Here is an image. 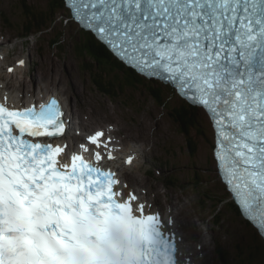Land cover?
<instances>
[{
  "label": "rangeland",
  "instance_id": "1",
  "mask_svg": "<svg viewBox=\"0 0 264 264\" xmlns=\"http://www.w3.org/2000/svg\"><path fill=\"white\" fill-rule=\"evenodd\" d=\"M48 2L0 0V77L3 87L21 103L41 99L44 94L62 96L73 121L68 137L76 143L82 141V133L103 129L113 138L118 153L131 146L141 148L142 159L132 162V167L128 166L124 181L148 201L151 209L176 217L174 227L183 240H188L187 244L191 243L187 246L192 256L187 259L189 264H223L214 241L228 251H237L238 245L250 237L243 222L231 214L223 212L220 225L214 226L208 212L210 203H204L188 183V178L196 172L211 181V188H221L212 157L213 134L207 115L199 110L201 127L197 132H191L193 145L190 146L180 132L179 124L173 120L176 113L162 109L147 90L130 88L124 93L131 100L133 109H126L119 101H111L100 94L93 86L95 73L91 75L84 69L89 63L78 60L73 51L77 24L68 18L67 10L63 12L66 23L62 24L59 19L55 22L57 28H65L64 45L49 46L47 41L51 34H46L45 38L32 36L28 43L22 40L17 26L25 25L23 18L28 4L43 7ZM23 59L25 65L20 66ZM8 67L13 70L8 71ZM92 68L96 70L94 65ZM172 101L178 102L177 99ZM174 176L181 185L164 186V180Z\"/></svg>",
  "mask_w": 264,
  "mask_h": 264
},
{
  "label": "trees",
  "instance_id": "2",
  "mask_svg": "<svg viewBox=\"0 0 264 264\" xmlns=\"http://www.w3.org/2000/svg\"><path fill=\"white\" fill-rule=\"evenodd\" d=\"M27 9L23 18L24 20L26 19L24 21L25 25L17 26L22 40L28 43L32 36L41 35L42 38H45L46 34H51V38L47 41L49 46L61 47V45H64L65 28L63 26L59 28L55 26V22L58 19L62 24L66 23L67 20H63V12L65 10L68 11V18L72 20L69 17V10L64 0H49L48 4L43 7H37L31 3L28 4ZM74 30L76 31L75 34H77L73 41L75 42L73 43V51L76 52L78 60L81 59L89 63L84 69L91 75L92 72L95 73V76H92L93 86L100 94L108 97L111 101H119L126 109H133L131 100L124 93L130 90V88L147 90L155 103L162 109L171 112V114L172 112L176 113L175 115L173 114V120L179 124L180 132L185 135L189 145H193L191 132H197L198 128L201 127L198 119V116L201 115L199 111L201 108L191 105L182 99L173 88L164 85L158 80L147 78L133 68L126 66L91 32L79 27L74 28ZM92 65L95 66L96 70L92 68ZM174 99H177L178 102L173 103L172 100ZM202 111L204 112V110ZM208 122L212 131L209 118ZM213 162L215 166L214 159ZM190 178L192 179L191 181ZM188 179V183L192 185V189L196 195L202 197L204 203H210L209 207L211 208H208V212L214 226L218 227L220 225L223 220L221 214L224 212L227 215L236 216L243 222L249 233L250 238L246 239L245 242H241L242 244L238 245L237 251H228L214 241L215 249L221 256L222 263L264 264V242L261 236L251 223L242 218L238 207L230 198L219 177L218 180L221 188H211V181L203 176H199L196 172ZM163 184L166 187L181 185L179 179L175 176L167 178Z\"/></svg>",
  "mask_w": 264,
  "mask_h": 264
},
{
  "label": "water",
  "instance_id": "3",
  "mask_svg": "<svg viewBox=\"0 0 264 264\" xmlns=\"http://www.w3.org/2000/svg\"><path fill=\"white\" fill-rule=\"evenodd\" d=\"M112 1H115V0H112ZM211 1H212L213 5L215 7L220 5V3H214V2H216L218 0H211ZM247 1H254V0H247ZM67 2H69V0H67ZM161 2H162V5L165 6V8H164V10H160V11H156V12L159 13V14H166V13L169 12V14H170L171 9L167 7V1H161ZM65 3H66V1H65ZM114 3L117 4V2H114ZM133 5H134L133 3L129 4L130 7H132ZM245 5L252 7L251 5H248L247 3ZM119 6H120L119 11H120V14H121L120 15L121 16L120 17V22H121L122 25H124L125 17L129 13H132V11L130 10L129 6H127V5L119 4ZM226 6L227 7L231 6L230 5V0H227ZM126 10H128L130 12L127 14ZM193 15H194V13H193ZM197 15L201 16L200 13L197 14ZM260 15L264 16V8H261L258 12H254V14H252V12L250 10L248 12H242V8H241V13L240 14L237 11L233 10V13H227V14H225L223 16V17L229 18L230 22H227L225 18H220L218 20H214L213 23H212L213 24V29L217 30L216 33L218 31L220 32V30H223L224 32H227L228 29H231L233 31V35H232L233 38H237L236 41L242 42L243 40H248L251 35H254L255 36V41H257L258 40L257 36L260 35L261 31L264 32V27L257 26L254 29V31L252 30V32H250L249 29H252V26H251V24L249 22V18L251 19V22L255 23L253 20L259 19V18H255V17H259ZM153 16L156 17L157 14H154ZM112 17L117 18L113 14H112ZM85 18L87 19L86 16H85ZM114 18H112V20ZM233 19H235V20L232 23L231 21ZM148 21H149V18H148ZM239 21L242 22L241 27H239V25H240L238 23ZM92 22H93V19H92ZM206 22H209V20H206ZM115 24L119 27V20H117V22ZM226 37H231V36L226 34ZM181 39H182V42H183L182 44H184L186 42L185 41V33L181 34ZM169 42L170 41H168L164 37L160 36L159 33H158V35H152L149 32V30H148V23L145 22V28L143 30H140V32L138 34H136V36L133 39V44H134L133 48L142 49L143 47H145L146 44H149V45H152V46H155V47H159V46H162V44H164V45L170 44ZM207 42L212 44L210 41H207ZM189 43H193V42H189ZM225 43L227 45V46H223V48L227 47L225 49V51L229 52V53L232 51L233 54H234V57H238L239 56L240 60H242L244 62L243 63V62L240 61V63H239V65H240V67L242 69L248 68L250 71H254L256 73L258 72V69L256 67H254V69H250L251 65H253L255 63L254 59L257 60V58H258L257 55H255V53L251 54V52H249L247 48H244V45H238L237 43L234 45L232 39H227ZM184 46L188 47L187 44L184 45ZM213 46H214L215 50L218 51V52H219V50H222L221 47H217L215 45H213ZM250 46L255 51L256 44H254V42H253V44L251 43ZM258 48H259V50L261 52H263V56H264V44L259 45ZM160 52L161 51L157 49V51L155 53L156 57L159 55ZM204 53H207L206 54L207 56H211L212 57L211 54L214 53V50H205ZM215 56H216V58H218L220 60H223L225 63H228V64L232 65V63H231L232 60L227 55H221L219 53H216ZM257 61L260 62V60H257ZM226 65L227 64H225V66ZM227 66H229V65H227ZM221 68H222V72L225 74V67L222 65ZM233 68H235V66L232 65V67L229 69V71H232ZM221 75L222 74H220V76Z\"/></svg>",
  "mask_w": 264,
  "mask_h": 264
},
{
  "label": "bare ground",
  "instance_id": "4",
  "mask_svg": "<svg viewBox=\"0 0 264 264\" xmlns=\"http://www.w3.org/2000/svg\"><path fill=\"white\" fill-rule=\"evenodd\" d=\"M69 9H70V7H68ZM72 18V17H71ZM25 65V60L23 59V60H21V64H20V66H24ZM17 67V66H16ZM0 69H2L1 67H0ZM17 69H20V67H17ZM1 72V71H0ZM1 80H2V78L0 77V93H1V96L2 97H8V99H9V102H10V106L11 107H16V106H20V107H23V106H25V105H29V104H31L33 101H27L25 104H22V103H20V102H18V101H16L15 100V97L12 95V93H9L4 87H3V84H2V82H1ZM21 83H23V80L21 81ZM42 93V92H41ZM57 94V93H56ZM50 95H52V94H44V95H42V98H41V100L43 101V100H46L47 98H49L50 97ZM59 95V94H58ZM60 96V95H59ZM61 97V96H60ZM62 98V97H61ZM63 104L65 105V107H66V103H65V101L63 100ZM67 117H68V127H67V131H65V133H69L70 132V125L72 124V122L70 121V116L67 114ZM83 127H85V125L83 124ZM68 139H69V137H68ZM56 143H60V144H62L63 145V147L66 145L68 148H70V149H76V148H80L77 144L75 145V143H72L71 144V142L69 141H67V137H66V135L64 134V137L62 138V139H57L56 140ZM83 144V143H82ZM114 144L115 143H113L112 145H111V149H113L114 148ZM109 147H110V145H109ZM119 149V148H118ZM109 150H110V148H109ZM89 152H91L92 151V155H93V157H95V158H97V153H96V151L97 152H101V149H100V147H98V146H92V147H90L89 148V150H88ZM88 152V153H89ZM118 152V151H117ZM122 155V156H121ZM121 155L120 154H118V153H116V155L114 156V158L113 159H110V160H108V159H106L107 160V163H108V165H110V166H112V167H116L117 169H118V171H119V173H120V178H121V182H120V184H119V193H120V196L123 198V199H125V198H127V197H129L134 191L130 188V185L129 184H127V183H125L124 182V180H123V175H124V172L126 171V169L128 168V167H126L128 164H127V162H126V159L127 158H132V161L135 163V162H139L141 159H142V156H143V152H142V150H141V148H138V146H131V147H129L126 151H124V152H121ZM133 166V164L132 165H130V167H132ZM143 202H144V200H142ZM145 203H146V201H145ZM147 209H148V211H152V210H150L149 209V204H148V202H147ZM170 212V211H169ZM170 219V220H169ZM175 221H176V217H173V218H170V215H168V220H167V223L168 224H170V223H172V225L175 223ZM177 226V225H176ZM186 241H188L187 239H184V241H182L183 242V245H182V249L183 250H185V248L187 247V246H189L190 244H187L186 243ZM193 245V244H192ZM191 251V250H190ZM189 252V251H188ZM187 251H186V253H188ZM190 253V252H189ZM196 255V252H194L193 253V256H195ZM189 256V255H188ZM188 256H185L184 258L186 259ZM189 258H190V256H189Z\"/></svg>",
  "mask_w": 264,
  "mask_h": 264
}]
</instances>
